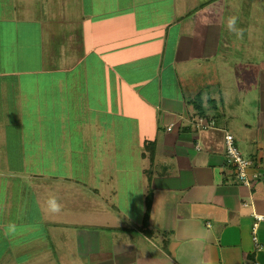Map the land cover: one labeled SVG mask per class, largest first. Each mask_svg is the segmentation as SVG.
I'll return each mask as SVG.
<instances>
[{"label": "crops", "instance_id": "1", "mask_svg": "<svg viewBox=\"0 0 264 264\" xmlns=\"http://www.w3.org/2000/svg\"><path fill=\"white\" fill-rule=\"evenodd\" d=\"M56 2L0 0V44L12 54L0 55V264H24L14 260L17 254L30 256V248L45 249L54 264H85L84 259L97 264V256L109 253L105 248L113 252V247L117 249L109 264H264V222H257L252 232V215H264V53L254 48L259 45L252 39L247 43L252 56L246 55V46L240 49L242 56L220 53L226 18L220 25L210 20L195 25L210 0H126L119 6L113 0ZM75 12L79 21H86L80 29L85 34L99 31L101 25L112 33L130 28L136 30L132 38L143 59L151 51L159 55L151 61L150 54L143 71L134 67L126 72L108 63V70L124 73L127 85L121 89L120 84L101 86L100 80L106 84L104 74L91 64L78 75L68 74V68L62 81L49 68L24 69V63L40 61V30L62 13L67 20L77 19ZM30 27L37 31L35 38L27 33ZM58 28L70 35L79 29ZM231 34L227 30L225 38L230 40ZM98 36L90 31L91 41H82L81 60L83 52L94 51L93 56L104 60L97 51L101 41L92 40ZM168 42L174 43L170 60L164 53ZM197 61L207 64L204 70ZM185 62L196 68L190 75L193 82L184 86L180 64ZM49 72L47 85L40 87L35 78ZM217 78L227 80L221 91L214 89ZM44 99L49 101L47 109L40 105ZM192 100L201 104L200 113ZM46 111L59 134L48 128L50 114L42 117ZM101 117L107 125L98 126ZM225 133L242 158L251 161L245 170L247 184L236 179L235 166L224 158ZM75 149L91 151L94 157H121L128 167L137 159L139 188L143 200L147 198L141 215L149 211L143 230L139 225L144 216L130 239L121 224L122 234L112 242L114 230L102 225L104 208L118 213L111 193L105 200L97 188L77 182L73 207L65 204L71 197L62 196V203L49 191L55 180L52 162L69 158ZM44 175L51 180L45 194L40 184L32 183ZM111 187L102 189L110 192ZM83 190L91 194V204L78 198ZM50 196L62 205L59 214L46 211L44 202ZM10 223L16 232L6 235ZM150 242L158 250L153 252Z\"/></svg>", "mask_w": 264, "mask_h": 264}, {"label": "rangeland", "instance_id": "2", "mask_svg": "<svg viewBox=\"0 0 264 264\" xmlns=\"http://www.w3.org/2000/svg\"><path fill=\"white\" fill-rule=\"evenodd\" d=\"M58 3H55V6L63 5L62 0L61 4L59 3V0H57ZM112 2V0H107ZM116 1V6H119L121 3H125L126 0H113V2ZM51 5V4H50ZM49 5V6H50ZM202 9H200L201 12H203L204 16H197L196 24L198 27L202 23H206L207 20H210L209 22H214V24H219L223 22V18H226V20L231 16L238 17L237 20V27L244 30L242 38H237L235 34H231L229 36L230 40L225 38V34L227 33L226 27L222 30V33L224 32V36L221 37L219 41V52L225 51L224 53H227L231 56L234 55H240L242 56L244 51L240 50L241 48L245 47L246 55L252 56L250 52L251 47L247 45V43L252 39V41H255L257 45H259L255 50H259L262 53H264V0H214L210 1V3H207L204 5ZM209 12V14L207 13ZM208 14V15H207ZM224 15V16H223ZM62 21L55 20L54 23L51 22L48 26V29L42 28L40 30V41H41V56L39 63H35L33 61H30V63H24L27 68V66H34L33 68H38L42 70L43 68H46L50 70L52 76H58L60 77V81H62L61 76H64V72L68 71V68H70V71L68 74H81L83 69L88 67V64H91V66H97V73H103L104 74V81L100 80L101 86H114L119 85V89H121V85H127L125 80L124 73L117 69L114 70H108V63L112 65H121L122 68L126 72L131 70L132 68H136V70L143 71L144 61L150 57L151 54V61H154L155 57L159 55V52L151 51L147 58L142 57L140 54V49L137 47V40L133 39L132 36H134L136 30L132 29H121L119 27L118 30H112L108 29L107 26H100V30L98 31L99 27L97 29L93 30H87V33L85 34L84 31H81L83 25L86 23L85 20L79 21L77 18V12H75L74 15L77 19L67 20L69 16L64 15V13L61 14ZM67 21V22H66ZM220 22V23H219ZM63 23H66V26L63 25ZM74 27L79 28L75 31L71 32V35L69 32L67 33L66 30H57L58 27ZM226 29V30H225ZM197 30V29H196ZM92 31V33H95V36H98L99 38L95 37L92 38L93 43L94 41H101L99 44H97V51L100 57H102L104 60L98 58L97 56H93V53H82L83 59L81 60L80 55V46L82 44V41L90 42L91 38L89 37V32ZM198 31V30H197ZM28 35L35 38V33H37L35 28L28 29L27 31ZM231 33V32H230ZM78 34L81 35L80 40L77 41ZM72 35H74V38L72 39ZM70 36V37H69ZM101 38V39H100ZM128 41V39H131ZM3 39H0V43ZM76 43H75V42ZM78 44V45H77ZM255 44V45H256ZM196 46L198 43L195 44ZM15 45L12 46V51L14 49ZM78 51H76L77 49ZM143 48V47H142ZM173 48L174 43L168 42V47L166 50H164V53L166 55V58H169V60L172 57L173 54ZM198 49V48H196ZM83 50V48H82ZM172 51V52H171ZM97 53V52H96ZM0 55L6 57L11 56V51L7 50L4 46L0 44ZM37 56V55H36ZM228 56V55H226ZM1 58V57H0ZM106 60V61H105ZM198 63V69L204 70V66H207L206 63ZM135 64V66H134ZM180 73L182 75V84L187 85L191 84L193 82V78H190V75L192 74L193 70L196 68L195 64L192 62H185L183 64H180ZM72 68V69H71ZM45 74L41 73L37 78H35L38 83L40 84V87L46 86L48 83L49 78L51 77V73ZM115 72V73H114ZM215 74V72L213 71ZM108 77V78H105ZM214 81L219 83V85L215 86V91L225 88L224 81H227L225 78H217ZM29 84H31V80H28ZM129 82V81H128ZM198 82V81H197ZM195 85V83H193ZM222 84V85H221ZM28 84H24L26 87ZM3 89V87H2ZM196 97V96H195ZM55 96L50 95V99L54 100ZM61 98V96L56 97V102ZM48 99V98H47ZM49 101L44 99L40 102V105H44L46 109L48 108ZM61 104V103H59ZM58 105V104H56ZM45 109V110H46ZM62 109V108H61ZM60 109V110H61ZM57 111L54 112L56 115ZM50 114V115H49ZM50 116L51 118V125L48 126V128H54L55 134H59L61 132L60 128L56 127L55 124L52 122V114L51 112H43L42 117ZM98 126H105L107 125L105 118H100ZM99 128V127H97ZM63 129V127H62ZM169 129V128H168ZM95 134V133H94ZM88 136V135H87ZM77 143L73 144L75 146ZM81 144H77V146H80ZM95 152V150H93ZM71 156L69 158L64 159H55L52 162V166L55 169V180L51 181L47 179V176L44 175L42 178L37 181H33L32 183L40 184L41 190L40 192L45 194L48 189L49 185L48 183L54 182L53 189H49L50 192H53L55 196H60L59 199H61L62 202V196L71 197L67 200L65 204L70 205L72 204L73 207L76 205L75 203L78 202L73 195L78 191L79 187L76 185L77 182H82V185H92L93 187L98 189V192L102 194V197L106 199L107 194H110V200L114 203L116 206V210L118 213H112L111 207L104 208L103 212V222L102 225H108L112 227L114 231L111 232V240H115L117 236H119V232L122 234V231H120L121 224L124 226V228H127L124 230V234L126 235V238L130 239L131 235L134 233V231L137 230V221L139 218L144 216V222L139 225L140 229L143 230L146 227L149 211L145 210V214L141 212L143 211V206L145 205L146 199L143 200V195L140 190V184L138 181L137 176V169L138 164L137 159H134L133 161L130 160L131 163L135 166L128 167L125 165L124 159L121 157L115 158V155L111 156V158H106L109 156V154L105 158L100 157H94L93 152H89L88 150H72L70 153ZM106 154V153H105ZM104 154V155H105ZM103 155V156H104ZM59 157L60 155L57 154ZM134 169V170H132ZM108 177H112L106 186H114L115 193L113 194V187L110 188V192L108 189H102L104 183L107 181ZM124 177H129L128 181L124 180ZM132 179V180H131ZM32 181V180H31ZM142 184V183H141ZM52 187V186H51ZM62 188V190L60 189ZM84 193H81V196L78 197L82 199L81 201H86L87 204H91L92 202H88L90 199L91 194H89L87 191L83 190ZM151 197L150 194H148V197ZM109 202V201H108ZM45 203V202H44ZM63 203V202H62ZM42 204V203H41ZM81 204H83L81 202ZM42 207V205L40 206ZM107 209V213H105V210ZM68 214V213H67ZM31 218H34L35 216L31 213ZM100 218V217H99ZM128 218V222L124 221V219ZM142 221V220H141ZM117 222V223H116ZM90 230V229H89ZM93 230V228L91 229ZM123 230V228H122ZM98 231V230H97ZM114 232V234H113ZM82 234L85 232H81ZM95 235H99L98 233H94ZM46 241L45 239H43ZM124 240V237L122 236V239L119 240L121 242ZM118 242V243H119ZM117 241H115V244H118ZM113 244V243H112ZM151 246V249L156 250L157 248L153 247L152 242L149 243ZM97 246V245H96ZM105 248V247H104ZM117 249V248H116ZM113 247V252L109 249L105 248V251H109V253L99 255V260L97 261V264H109V261L113 258L112 256L115 253L116 250ZM158 250V249H157ZM29 255H21L17 254L16 259L14 262H23L24 264H54V260L51 261L49 259V256H47L45 253L46 250H36L34 251L32 248L28 249ZM25 257V258H24ZM34 258L35 261H34ZM43 258V260L41 259ZM24 259V261H23ZM94 259V258H93ZM11 261V260H9ZM82 263L85 264H93L95 260H81ZM66 264V263H64Z\"/></svg>", "mask_w": 264, "mask_h": 264}, {"label": "built area", "instance_id": "3", "mask_svg": "<svg viewBox=\"0 0 264 264\" xmlns=\"http://www.w3.org/2000/svg\"><path fill=\"white\" fill-rule=\"evenodd\" d=\"M223 149H224V158L226 160V162L231 163L235 166V171H236V179H238L239 181L243 182L244 184H247V177H246V168L248 166L251 165V161L242 158V156L240 155V153L238 152L233 138L230 134L225 133L223 136ZM253 219H254V224H253V228H252V232L255 228V224L257 222L263 221L264 222V215H255L253 214ZM254 233V232H253ZM253 242L256 245V240L255 237L253 235L252 237ZM257 247V245H256Z\"/></svg>", "mask_w": 264, "mask_h": 264}, {"label": "clouds", "instance_id": "4", "mask_svg": "<svg viewBox=\"0 0 264 264\" xmlns=\"http://www.w3.org/2000/svg\"><path fill=\"white\" fill-rule=\"evenodd\" d=\"M238 17L231 16L227 19V30L236 35V37L242 38L244 30L237 27ZM45 208L49 214H59L62 211V205L57 201L54 196H50L45 201ZM16 232V225L10 223L7 226L6 235H12Z\"/></svg>", "mask_w": 264, "mask_h": 264}, {"label": "trees", "instance_id": "5", "mask_svg": "<svg viewBox=\"0 0 264 264\" xmlns=\"http://www.w3.org/2000/svg\"><path fill=\"white\" fill-rule=\"evenodd\" d=\"M210 1H214V0H210ZM197 98V97H196ZM199 99V98H198ZM197 100H192L191 104L193 105L194 109L196 110V112L200 113L201 112V107L199 103L196 102Z\"/></svg>", "mask_w": 264, "mask_h": 264}]
</instances>
